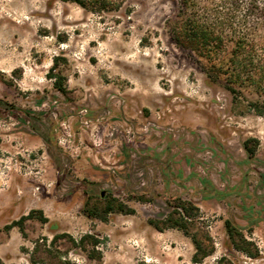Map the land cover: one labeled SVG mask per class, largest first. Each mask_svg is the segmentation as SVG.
<instances>
[{
    "label": "rangeland",
    "instance_id": "374dc122",
    "mask_svg": "<svg viewBox=\"0 0 264 264\" xmlns=\"http://www.w3.org/2000/svg\"><path fill=\"white\" fill-rule=\"evenodd\" d=\"M176 1L0 0V264H264V112L173 44ZM174 198L198 208L199 262L189 236L149 222ZM107 199L124 210L104 214ZM85 234L95 244L73 243Z\"/></svg>",
    "mask_w": 264,
    "mask_h": 264
},
{
    "label": "trees",
    "instance_id": "16d2710c",
    "mask_svg": "<svg viewBox=\"0 0 264 264\" xmlns=\"http://www.w3.org/2000/svg\"><path fill=\"white\" fill-rule=\"evenodd\" d=\"M59 1L74 3L93 13L117 11L126 2ZM163 26L173 44L192 54L204 75L228 90L234 103H239L244 89H250L254 96L246 99L247 106L258 114L264 112V0H177L174 12L164 19ZM49 76L54 78V87L64 93L62 78L53 73V66ZM243 147L248 155L253 154L248 140L244 141ZM169 206L163 220L149 222L158 230L177 228L189 236L194 245L192 261L199 262L211 253V249H204L202 244L208 239L205 232L191 230L198 218V208L180 198H174ZM93 209L97 208H90L88 215H99ZM123 210L122 203L115 199H107L102 208L104 214ZM34 212L31 210L23 218L32 217ZM40 219L45 221L41 216ZM223 223L232 247L247 255H255L252 244L243 238L231 221L225 219ZM86 240H92V244L96 241L92 234L83 235L77 242L72 241L84 247ZM223 260L222 257L217 263Z\"/></svg>",
    "mask_w": 264,
    "mask_h": 264
}]
</instances>
